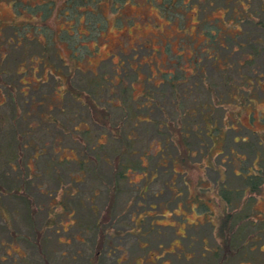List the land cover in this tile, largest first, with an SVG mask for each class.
Returning a JSON list of instances; mask_svg holds the SVG:
<instances>
[{"label":"trees","instance_id":"16d2710c","mask_svg":"<svg viewBox=\"0 0 264 264\" xmlns=\"http://www.w3.org/2000/svg\"><path fill=\"white\" fill-rule=\"evenodd\" d=\"M129 1L133 2L6 0L12 12H0V215L4 225L16 233L10 218L2 213L3 195L12 194L24 200L32 231L29 240L35 241L43 254V242L51 238L48 229L56 221L64 230L76 229L77 234H72L75 239L86 240L79 234L80 228L93 230L96 242L91 256L95 258L104 245L116 243L115 238L132 236L140 241L152 228L157 229L153 237L161 245L164 240L154 226L160 222L152 217L157 200L151 197L162 191L152 187L154 179L166 173L170 179L166 185L174 192L166 199L167 207L178 213L176 208L186 201L187 208L201 214L195 219L187 215L181 219L193 225L208 223L217 235L221 259L240 247L252 249L264 223V218L253 220L251 216L257 209L254 202L264 192V135L253 127L257 115L252 110L248 123L240 114L244 106L258 100L257 88L263 92L264 39L257 41L237 26L233 32L224 30L221 23L222 17L235 25L249 21L264 32V0H258L259 6L252 9L248 8L251 0H147L156 10L155 16L176 25L177 32L163 47L167 65L156 64L153 70L152 60L135 57L138 49L145 52L141 57L162 51L144 40L93 63L110 22L114 26L133 22L134 15L126 6ZM192 7L195 12L188 15ZM215 10H222L221 14L209 16ZM189 24L195 26L193 31ZM199 33L208 37L211 52L203 46ZM221 50L224 55L219 57ZM225 55L228 60L221 62ZM114 56H120L118 61ZM207 61L219 75L218 81L211 77ZM5 102L11 108L9 115L1 111ZM111 107H118L120 114L114 115ZM258 117L264 122V114ZM50 125L60 141L57 145H64L58 133L76 137L71 145L75 153L50 156L58 148L41 136ZM148 126L155 129V136L146 138L140 132V127ZM37 129L43 130L39 136ZM6 130L10 134L4 139L2 131ZM230 130H234L232 143L228 142ZM153 136L157 145L151 149ZM240 140L247 141L249 151H243ZM4 141H13V148H2ZM24 146L30 147L26 155L21 153ZM225 148L231 152L229 158L215 160L214 154H221ZM41 154L45 165L39 169L31 166L30 158ZM52 161L56 188L61 190L56 200L60 209L47 207L42 224H32L37 205L31 181L41 177ZM103 161L109 166L104 179L98 165ZM226 164L231 167V178ZM192 168L198 172L195 177L190 173ZM208 168L216 170L214 180ZM131 172H141L139 183ZM91 175L99 178L95 182L98 189L92 183L93 188L87 185ZM235 179H239L238 184L232 183ZM177 180L182 181L181 186ZM99 190L105 193L101 205L95 195ZM123 191L127 192L124 201L120 199ZM45 192L50 195L51 189L47 187ZM140 197L147 205L136 213ZM51 211L57 212L56 220L51 219ZM60 213L67 218L61 219ZM54 227L57 230L58 226ZM182 228H174L166 241L169 245L187 236L184 225ZM193 237L190 242L199 243L198 238L205 240L207 235L200 232ZM69 239L66 237V242ZM216 249L214 253L219 251ZM95 260L88 259L87 264Z\"/></svg>","mask_w":264,"mask_h":264},{"label":"rangeland","instance_id":"374dc122","mask_svg":"<svg viewBox=\"0 0 264 264\" xmlns=\"http://www.w3.org/2000/svg\"><path fill=\"white\" fill-rule=\"evenodd\" d=\"M249 3V9L259 6L258 0H251ZM126 6L128 12L134 15L133 22L131 24H127L124 21L121 26H114L112 22H110L105 33V38L101 41L98 55L92 57L93 63L99 62L101 57H107L109 56L110 52H116L121 47L127 48L132 43L144 40L148 41L152 46L157 47L158 49H162V51L154 53L153 57L144 54V57H141L140 53L145 52L138 49L135 51V57L139 60H142L144 58H146L147 60H152L151 67L153 68V70H156V64L160 67L166 66L167 64L165 65V63H167L168 55L164 51L163 47L167 39H172V35L174 34V32H177L176 25L167 24L166 21H164L157 15L155 16L154 13H156V10L151 7L147 0H133V2L129 1ZM194 9L195 7H192V11H188V15L194 14ZM221 11L222 10H215L209 16L213 17L214 14H221ZM0 12H12L6 0L0 1ZM222 18L224 19V21L221 24L224 30L233 32L232 30L238 27L239 29H243L244 31H246V34H248L249 37H255L257 41H262V39H264L263 30L255 26L253 23L247 21L243 24L240 23L235 25V22L233 20L228 21L227 19H225V17ZM156 22H158V24H155ZM189 29L193 31L195 29V26L193 24H189ZM221 34L222 33H220V35ZM198 37L199 39L203 38V46L207 47L208 51L211 52V44L209 43L208 37L202 33H199ZM186 47L188 48V46ZM188 50L190 49L188 48ZM190 53L191 52H189V54ZM220 53L221 54H219V57H222L224 55V50H221ZM244 55H246V53H244ZM119 58L120 56H114V60L116 61H118ZM221 60V62H223L224 60H228V56L225 55ZM207 63V67L209 69L211 77L214 80L218 81L217 77L219 75L211 70L212 67L209 65V61H207ZM258 64L262 65V61L259 60ZM145 68L147 67L142 68L143 72H145ZM143 72H141V74ZM136 86L139 87V84L136 83ZM262 87L264 92V81L262 83ZM257 92L260 95L258 100L253 104L244 106L245 108L243 109V111L245 112L242 111V114H240V116L243 122L248 123L249 112L250 110H252V112L257 115V117L254 118L253 127L258 128V132L264 135V122H260V119L258 117V115L264 114V93L259 88H257ZM111 109L113 110L114 115H119L121 112L118 107H111ZM1 111L6 115L10 114L11 108L8 103L5 102L1 106ZM59 116L62 117L64 115L60 113ZM260 117H262V115ZM44 124H48V122L45 121ZM93 127L96 126L93 125ZM4 129H6V127H4ZM151 129V126H148L145 129H143V127H140V132L145 133L146 138H148L150 135L155 136L156 133H153L155 129ZM52 130L53 126L50 125L49 128L45 131H43L42 129H37L35 131L37 136H39V134L43 131L41 136L48 140V143L53 142L54 146L58 148V152L53 151L50 156L52 157V155L56 153L59 156L75 153L73 146L74 142H76V137L73 138L71 136V133H66L63 135L62 133L57 132L62 138V144H64L63 146H60L57 145V143L60 141L54 137L57 134H53ZM7 131L8 130L4 132L2 131V134H6L5 136L3 135L4 139H6V137L10 134L9 132L7 134ZM233 131L234 130L228 131V142L230 143H232L230 134L233 133ZM241 132L243 131L241 130ZM252 135H255V133H253ZM14 136H16L15 132ZM154 136L152 137L153 141L151 149L155 148L157 145L154 141ZM247 138H249V140L251 139L250 137ZM221 142L222 140L220 138L218 140V144H220ZM245 142L247 141H241V144L244 143L242 148L245 149L243 151L247 152L250 150V148L247 149ZM11 143L12 144H8L6 143V141H4L2 148H13V141H11ZM71 145L73 146L71 147ZM218 147L219 146L215 147V150H217ZM29 151V146H24V148L21 149L22 155H26ZM223 151L224 152H220L221 154H214V159L217 160L219 159L218 157L228 159L231 155V152H229L227 148H225ZM3 152L6 153L7 151ZM29 163L31 166L39 169L41 165H45L46 163L45 156L41 154L37 157V159L30 158ZM53 163L54 161L48 164L49 169L46 170V172H43L40 175L41 177L35 176L31 181V186L33 187L32 192L34 193V204L37 205V210L33 215L34 221L32 222V224H42V222L48 215L47 207L50 210H52L53 208H57V210L60 209V203L56 200L58 197H61V194H59L61 190H57L58 187L56 185L58 181L55 180L56 178L54 176L53 169L51 168ZM70 165L75 164L73 162H70ZM98 165L99 172L104 174V179L109 174V166H107V163L104 161L100 162ZM225 169L227 173H229V178H231V167L226 164ZM7 170L10 173V169ZM207 172H209V174L211 175L210 178L214 180L216 170L214 168H208ZM190 173L195 177V174L198 172L196 169L192 168ZM140 174L141 172H131L130 175H132L135 178L136 182L139 183L142 179L140 178ZM169 180L170 179L167 177L166 173L163 175L159 173V177H156V179H154L152 183L153 188L162 190L161 192L158 191L154 198L151 197V199L157 200V204L154 206V211H152V217L153 219L160 222L154 224V226L155 228L157 227L159 229L158 231L160 237H162L161 239L164 240L163 244H157L156 237H153L155 236L154 234H156L157 229L152 228L151 231L154 233H149L147 235L148 237H145V239L142 238L143 240L140 241H134L132 236L129 238L121 236L122 238L120 239L114 237V242L116 243H112L109 246L104 245L96 258L94 256H91L93 244L95 246L96 242V235L94 237L93 230H83V228H80L81 230L79 234H84L86 236V240H80L78 238L75 239L72 234H77V230H70L71 227L64 230L63 228H61L57 221L52 222V225L50 226L51 229H48L51 238L47 239V242H43V249L45 251V254L39 252L35 241L32 242L29 240V237L32 236V231L30 230V225L27 224L28 216L25 212L24 200H22L19 196L12 194L3 195L2 198L3 202L5 203V207L2 206V213L10 218V224L14 228L16 233L7 230V226L4 225L3 217L2 215H0V254L1 256L5 255L4 258H0V261L4 262L5 264H87L88 259H98L97 261L95 260L96 262L94 264H264V223L261 230L258 231V238L254 240L255 244L252 246V249L247 248L246 246L243 249H241L240 247V251L238 250L237 252H235V254L221 259L217 235L213 233L209 224L205 223L201 224L202 226H200L201 222H198L196 225H193V223L189 224L183 221L184 219H181L183 215H187L188 219H195L196 217H201V214L195 213L193 210L187 208L188 204L186 201L185 204L183 202V206H185L186 208H184L183 206L176 208V210H178V213L173 212L170 208L167 207V204H169L166 200L167 197H172V195L174 194L173 190L166 185V182H168ZM89 181L90 182H87L88 186H92L93 184L94 188H99L96 187L98 183H95L96 181H99V178H94V176H92V180L89 179ZM238 181L239 179H237V181L235 179L232 181V183L238 184ZM176 184H179L181 186L182 181L177 180ZM93 186L91 188H93ZM47 187L51 189L50 195L45 192ZM86 193H89V191H86ZM95 195L101 205L105 197L104 191L99 190ZM126 195L127 192L123 191L120 199L124 201ZM140 199L142 201L137 205L138 207L136 206L134 212H136L137 209H140L141 206L147 205L146 199H143V197H140ZM14 206H18L19 209L17 211H14L12 209ZM254 206L257 207V209H254L251 214L253 220H260L264 218V192L258 197V200L254 202ZM51 212V219L56 220L57 212ZM162 212L164 213L162 214ZM140 214L144 213L140 212ZM58 216L61 219L63 218V220L67 218L66 214L60 213V215ZM143 216L145 217V215ZM168 222L171 224H167ZM183 225L187 236L182 237V242L178 240L169 245L166 242L167 238L171 237L174 234V228L178 226L179 229L183 231ZM54 226H58L57 230H55ZM249 230H251V226ZM200 232L204 233V235L206 233L207 237H205V240H200V238H198L199 243H196V240H194L195 242H190L191 239H194L193 236H198ZM189 234L191 235L190 237ZM68 236L70 239L66 242L65 239ZM118 241L121 243V245H118ZM260 241L262 243L259 244ZM205 245L208 246L209 249H206L204 247ZM215 248H217V251L219 250L217 253H214ZM78 249L79 251H77ZM202 250L204 251L203 255L201 254Z\"/></svg>","mask_w":264,"mask_h":264}]
</instances>
